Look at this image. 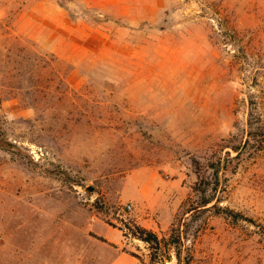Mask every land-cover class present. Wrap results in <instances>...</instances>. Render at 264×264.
I'll return each instance as SVG.
<instances>
[{"label": "rangeland", "instance_id": "rangeland-1", "mask_svg": "<svg viewBox=\"0 0 264 264\" xmlns=\"http://www.w3.org/2000/svg\"><path fill=\"white\" fill-rule=\"evenodd\" d=\"M134 223L264 264V0H0V264H151Z\"/></svg>", "mask_w": 264, "mask_h": 264}, {"label": "trees", "instance_id": "trees-1", "mask_svg": "<svg viewBox=\"0 0 264 264\" xmlns=\"http://www.w3.org/2000/svg\"><path fill=\"white\" fill-rule=\"evenodd\" d=\"M237 150L239 148H236ZM238 156H234L236 158ZM229 164L226 162H220L217 168V177L219 178V174L221 170H228ZM196 190L203 194V200L201 201V206H207L211 202V198L207 197V188H202L196 186ZM192 211V210H190ZM232 215L233 217L237 218L238 214H235L233 210H228V214ZM128 226V225H127ZM126 226V227H127ZM130 227V226H128ZM127 227V228H128ZM133 233L144 240L151 250V264H166L167 259H171L173 254H175L177 258V264H189L190 259L184 257L185 252V242L183 240V235L180 228H173L170 235L167 237L161 238L156 232L147 229L137 223L133 224ZM123 229V228H122ZM124 235L127 236L126 231L124 230ZM99 239L103 241H107L106 238L102 236H97ZM174 252V253H173ZM138 256L137 254H133ZM142 263L144 261L142 260Z\"/></svg>", "mask_w": 264, "mask_h": 264}, {"label": "built area", "instance_id": "built-area-1", "mask_svg": "<svg viewBox=\"0 0 264 264\" xmlns=\"http://www.w3.org/2000/svg\"><path fill=\"white\" fill-rule=\"evenodd\" d=\"M128 207H129V209H132V205H129Z\"/></svg>", "mask_w": 264, "mask_h": 264}]
</instances>
